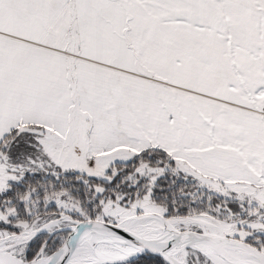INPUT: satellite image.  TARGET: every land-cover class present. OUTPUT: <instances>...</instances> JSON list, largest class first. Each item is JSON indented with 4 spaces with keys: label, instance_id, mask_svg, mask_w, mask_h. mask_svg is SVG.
I'll use <instances>...</instances> for the list:
<instances>
[{
    "label": "snow or ice",
    "instance_id": "snow-or-ice-1",
    "mask_svg": "<svg viewBox=\"0 0 264 264\" xmlns=\"http://www.w3.org/2000/svg\"><path fill=\"white\" fill-rule=\"evenodd\" d=\"M0 264H264V0H0Z\"/></svg>",
    "mask_w": 264,
    "mask_h": 264
}]
</instances>
